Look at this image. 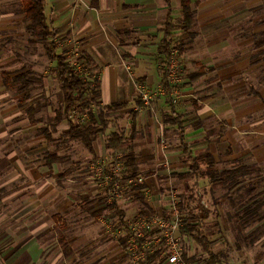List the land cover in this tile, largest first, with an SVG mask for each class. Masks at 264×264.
Wrapping results in <instances>:
<instances>
[{
    "label": "crops",
    "instance_id": "1",
    "mask_svg": "<svg viewBox=\"0 0 264 264\" xmlns=\"http://www.w3.org/2000/svg\"><path fill=\"white\" fill-rule=\"evenodd\" d=\"M44 2L57 34L56 52L69 63L78 55L99 71L96 101L101 109L93 111L94 122L84 125L93 128L91 150L69 139L72 202L65 203L69 195L62 191L70 180L59 179L66 173L58 172L62 159L48 166V157L58 154L49 153L55 141L36 117L42 112L40 100L26 105L28 118L14 125L19 102L37 96L28 77L27 89L19 80L28 71L10 72L18 71L21 62L7 55L10 49H2L22 48L23 41L30 45L23 2L0 0V264H133L127 252V219L155 213L145 195L156 181L178 179L185 185L197 180L186 175L196 163L204 170L207 156L219 175L239 168L234 165L245 168L247 161L264 164V0H189L195 20L188 31L180 27L182 0ZM169 18L181 33L178 44L187 49L180 53L187 74L179 102L172 109L161 97L139 106L137 98L130 107L126 65L135 61L141 82L161 86V47ZM47 60L56 69L57 63ZM18 83L23 89L14 92ZM114 105L124 107L116 112L105 109ZM124 112L129 130L120 131L121 124L111 116ZM160 128L169 142L158 140ZM69 129L68 122L67 137ZM13 137H20L15 144ZM118 151L122 155L116 162L126 171L131 156L136 173L132 178H144L142 188L130 189L138 191L140 205L109 203L89 169L97 157L96 163L104 160L103 153ZM221 165L227 168L220 170ZM48 169H57V174Z\"/></svg>",
    "mask_w": 264,
    "mask_h": 264
},
{
    "label": "rangeland",
    "instance_id": "2",
    "mask_svg": "<svg viewBox=\"0 0 264 264\" xmlns=\"http://www.w3.org/2000/svg\"><path fill=\"white\" fill-rule=\"evenodd\" d=\"M178 29L177 26L174 33L176 44L181 41V33ZM31 39L32 38L29 37V40ZM40 44L39 40H37L34 45L31 46L30 44L27 46L23 41L20 43L22 48H2L3 50L10 49L12 53L8 52L9 54L7 55L16 56L18 61L21 62L16 66V70L18 71L10 72L28 71L27 77L32 81V86L36 89L34 90L33 96H37V98L19 102L20 105L17 111L18 116L14 119V125H17V123L20 125L22 118H28L25 106L36 104L37 101L35 100L39 99L42 112L36 117L42 118L43 125L47 128L51 139L55 141V144L49 145V153L54 155L58 154L56 156L63 160L64 164L57 163L59 168L58 172L61 174L62 170H64L66 173L62 174V178L59 179L65 182L66 180H70V182H66L69 188H65L62 192L63 194L66 193L69 195L65 203H71L72 142L66 136V133H64L65 129L68 127V122L64 121L61 124H56L57 121L55 118V112L62 113L64 109L63 92L56 78L57 71L55 67H52V63L48 62L45 51ZM185 50H187L186 47ZM70 58L72 68L86 78V80L91 82L92 86H90V90L95 89L96 86L98 87L99 71L97 69L92 70L89 65H86L87 63L85 64V60L83 61L78 55H72ZM177 61L182 73L181 77H179L181 84L176 90L181 93V88L183 86L182 81L187 74V70L185 69L187 66L185 64V57L180 53H178ZM128 64L131 67L130 71H126L129 76L128 83L131 88L129 94L132 98L130 107H132V104L134 105L137 99L136 85L138 84L147 86L151 96L150 104L154 103L158 98L163 97L165 101L175 105L172 103V98L169 97L160 85L155 87V85L143 83L138 79L136 72V70H138V64L135 61H131V63ZM21 88L22 85L20 83L14 85V92L21 91ZM40 92H42L43 95L39 96ZM47 95H49V97H47ZM37 106L38 105H36L35 108H37ZM100 109V106L94 103L91 108V113H97ZM71 115L69 117L70 120H72ZM86 115L88 116V120H86L84 124L80 123L83 126L88 124L91 119L89 114ZM127 115L128 113L124 112L120 115L111 116V119H115L117 124H121L122 127H119V130H129ZM76 120L78 119L73 118L72 121L76 122ZM159 121L160 120H158V122ZM159 130L158 140L168 141L162 128ZM19 138L20 137H13V143L15 144ZM121 155V151H118L116 154L108 152L100 156V158L107 162L104 174H114L112 172L113 170L118 173L117 176L121 180L125 181L126 185L119 201L126 202L127 206H130V204L140 205L136 198L138 191L130 190L131 184L129 180L134 178L127 179L125 176L127 172L125 171L124 164H122V162H116L121 160ZM98 158L99 157L89 164V169L93 173L95 182H97L106 198L104 191L106 186H100L101 181L96 180V172L93 169ZM250 162L251 163H249V161L244 162L247 166L245 167V171L242 170V168H244L243 165L239 164L234 165V167L232 166L233 168L239 166L237 169L238 172L236 171L232 178L223 185L214 186L209 179L189 180L185 185L178 179L161 182L156 181L154 189L147 191L145 195L147 203L156 207V211L152 215L158 218L171 220V218H173V210H177V216L174 218L178 220L180 229L186 224L196 225L200 219L199 217L205 216V230L203 233L211 240L212 250L220 256L224 263L264 264V231L262 229L264 219H260L261 217L264 218V164ZM63 165L65 167H63ZM222 168H227V165L219 166L220 170H222ZM55 170L57 171V169H48V173L56 175L57 172ZM136 180L140 182V180L143 181L144 178L138 177ZM161 183L169 185V187H163ZM233 183L234 186L231 185ZM64 201L65 197L63 200H60L61 204H65ZM13 202L14 204L19 203L15 200H13ZM179 203L185 205L183 211L179 209ZM202 209H204V211H202ZM104 217H106V220H110V216L107 218V215H104ZM137 217L138 216H133L127 220L131 221ZM114 223H116V221ZM110 227H112L111 224ZM180 229L178 233L180 253L182 256L185 255L188 260L184 261L187 264H204L209 256L202 252L201 247L196 245L191 237L187 236L183 238Z\"/></svg>",
    "mask_w": 264,
    "mask_h": 264
},
{
    "label": "trees",
    "instance_id": "3",
    "mask_svg": "<svg viewBox=\"0 0 264 264\" xmlns=\"http://www.w3.org/2000/svg\"><path fill=\"white\" fill-rule=\"evenodd\" d=\"M23 2V11L25 14V19L28 22L27 26V34L32 38L30 40V44L36 43L37 40L43 45L45 53L47 57L57 63L56 71H57V79L60 82L61 89L63 92V103L64 109L63 112L56 113V121L62 122L63 120H67L69 122V132L68 137L72 141L81 142L86 148L91 150L92 136L90 135V131L93 129L91 126H83L80 123L70 120V115L72 112H77L79 114H89L91 120H94V116L91 113V108L94 103H97L98 97V88L96 86L95 89L90 90V86H92L91 82L86 80L82 75H80L74 68L71 67V64L67 62V59L56 52V48L54 45V40L56 39V31L52 28V23L48 20L45 14V2L44 0H22ZM182 13L183 20L181 29L183 31H188L193 24L195 17L194 13L191 9L189 0H182ZM176 31L175 24L169 18L168 22L164 26V39L161 47V54L164 61V66L170 61L171 53L173 49L177 50L178 53H182L185 51V44L180 43L176 44L174 39V33ZM87 64L90 66V61H87ZM160 74L162 77L161 86L165 90H169L170 86L167 80V71L165 69L160 70ZM27 75H21L19 80L25 82ZM30 83L25 82L23 88H29ZM22 88V89H23ZM139 106H142L144 102L139 99ZM172 109H174L175 105L170 103ZM124 106L122 105H114L108 108H105L108 112H116L120 111ZM32 115L36 114L35 109H30ZM120 140L118 136L115 137V140ZM121 141V140H120ZM121 144V143H120ZM115 148V147H112ZM129 157V156H128ZM57 156H50L47 159L48 166L57 161ZM208 161L207 167L204 170H201L199 165L194 164L189 173L186 175V178H194V179H209L210 182L214 186L223 185L229 179L232 178L235 170H228L222 172L221 175L217 174L215 170H213L212 160L210 156L205 158ZM132 157L127 160V166L130 165V168L126 169L127 175L126 178L130 179L136 175L133 165H132ZM243 171L246 168H242ZM238 172V171H237ZM224 176L222 179L221 177ZM234 186V183L231 184ZM140 185H131L130 189L137 190L142 188ZM114 202L112 205H115ZM185 205L183 203H179V209L183 211ZM204 211V209H202ZM143 212L138 216H143ZM204 217L200 216L199 221L196 225L186 224L180 230L182 232V236H190L194 243L201 247V250L204 254L208 255L209 258L204 262V264H226L224 263L220 256L216 254L211 246L212 242L208 238L207 235L203 233L205 230ZM203 219V220H202ZM264 219L263 217L260 218ZM262 229L264 231V223L262 225ZM160 252L156 253L152 257H150L147 261V264H164L166 262L165 258L160 257ZM183 259L188 261L186 256L183 255Z\"/></svg>",
    "mask_w": 264,
    "mask_h": 264
},
{
    "label": "built area",
    "instance_id": "4",
    "mask_svg": "<svg viewBox=\"0 0 264 264\" xmlns=\"http://www.w3.org/2000/svg\"><path fill=\"white\" fill-rule=\"evenodd\" d=\"M178 52L173 49L170 61L165 65L167 71V80L170 86L169 90H165L169 97L172 98L173 104L179 102V92L176 88L181 84V69L178 66ZM72 67V66H71ZM126 69L130 71V67L126 65ZM81 75V74H80ZM137 98L141 99L144 103H150L151 96L147 86L144 84L136 85ZM71 118H76V122L84 124L88 120L86 114H79L72 112ZM107 162L105 160L98 161L94 166L96 172V180L101 181L100 186H106L105 194L106 200L113 204L118 202L121 198L122 191L125 188V181L121 180L117 175L118 173L112 170V173L105 175V168ZM137 178L129 180L131 185H140L143 181L136 180ZM173 218L167 220L158 218L152 214H144L138 216L136 219L126 223L127 229V252L131 257L133 264H147L150 257L160 252V257L165 258L164 264H187L182 254L180 253V246L178 243V233L180 225L178 220L174 217L177 216V210H173Z\"/></svg>",
    "mask_w": 264,
    "mask_h": 264
}]
</instances>
